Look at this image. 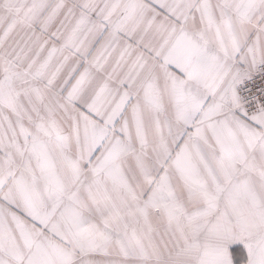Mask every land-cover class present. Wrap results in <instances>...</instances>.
<instances>
[{
	"label": "snow or ice",
	"instance_id": "1",
	"mask_svg": "<svg viewBox=\"0 0 264 264\" xmlns=\"http://www.w3.org/2000/svg\"><path fill=\"white\" fill-rule=\"evenodd\" d=\"M0 264H264V0H0Z\"/></svg>",
	"mask_w": 264,
	"mask_h": 264
}]
</instances>
